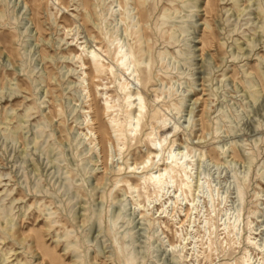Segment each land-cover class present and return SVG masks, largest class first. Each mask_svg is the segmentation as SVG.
Returning a JSON list of instances; mask_svg holds the SVG:
<instances>
[{
  "label": "rangeland",
  "instance_id": "rangeland-1",
  "mask_svg": "<svg viewBox=\"0 0 264 264\" xmlns=\"http://www.w3.org/2000/svg\"><path fill=\"white\" fill-rule=\"evenodd\" d=\"M77 43L103 55L100 72ZM122 45L138 70L129 89L147 103L133 133ZM174 139L193 184L206 182L189 219L191 196L175 203L173 187L157 200L145 170L128 169L149 152L161 165ZM238 214L232 242L225 224ZM245 254L264 264V0H0V264H241Z\"/></svg>",
  "mask_w": 264,
  "mask_h": 264
},
{
  "label": "bare ground",
  "instance_id": "bare-ground-1",
  "mask_svg": "<svg viewBox=\"0 0 264 264\" xmlns=\"http://www.w3.org/2000/svg\"><path fill=\"white\" fill-rule=\"evenodd\" d=\"M78 46L77 50L86 52V59L90 64H93L95 66V69L100 72L101 67V59L102 54H100L97 49L94 50H86L83 43H77ZM118 55L117 60V66L124 72V76L126 77V82L124 86L121 88L122 92L124 93V105L126 108L127 113V121L129 130L131 133L135 132L137 130V127L140 124L141 114L143 110V105L146 107V100L141 94L140 91L133 92L129 89V85L131 84V77L133 79H136L137 77V66L135 65V62L131 59V51L128 49H125V46L122 45L120 47V51H116ZM83 67V73L85 74V77H89V73L87 71V62L86 60L83 61L82 64ZM127 72L129 73V76L127 77ZM89 93L91 95V91L89 90ZM181 104V103H180ZM91 108H93L91 106ZM113 108L112 105L109 104V102H106L105 111L109 112L112 111ZM177 114L181 111V105H178L177 108ZM114 121V120H113ZM97 124V118L94 116H91V119L89 121V128L91 129V132L93 133L92 141L96 143V145H101L102 140L101 136L96 128ZM113 133L115 134L116 140L119 141V138L121 135H123L120 127L117 125L111 126ZM109 134V131L105 132V135L107 136ZM119 143V142H118ZM121 143L118 145L120 146ZM125 145V144H124ZM160 153L165 151V148L163 146V143L160 141ZM177 146V140L174 139L171 141L169 147H168V155L163 158L162 164H156L157 157H151V152L148 153L147 157L140 163H134L129 166V170L138 173L141 172V168L144 171V178L149 179L150 181H153L157 187V194L156 199L159 200L160 196L165 197L167 193L171 190V188L175 187L174 189V196H170V199H173L175 203L179 202L180 194L184 196V199H189V196L192 197V199H189L190 204H187V209L185 210V216L187 219L190 218L191 211H193L196 208V198L201 193V190L205 188L204 186L206 182H203L201 178L195 182H193L192 178V172H193V164L189 160L190 152L185 153L183 150L178 151L175 147ZM154 151L157 153V149H154ZM152 161V162H151ZM161 161V160H160ZM151 162V163H150ZM170 163V165H167ZM157 165L156 170L153 167L154 165ZM123 169V168H122ZM126 170V169H125ZM180 177V180L178 179ZM144 179V180H145ZM129 188L131 190L135 189L136 186L133 183L129 182ZM134 193V191H132ZM210 197L214 200V195L211 193ZM224 199V198H223ZM148 200L151 202L150 197H148ZM152 203V202H151ZM227 215V214H225ZM224 217V216H223ZM225 223V222H224ZM226 228L228 230V237L230 238V241L234 242L235 239L240 234V214L235 215L233 217H230L229 222H226ZM251 236V235H250ZM188 238L186 236L183 237V242L185 243ZM249 240V239H248ZM255 239L250 237L249 241H246V245L248 248L257 249V243L254 241ZM182 243V242H181ZM177 245H172V250H175V247ZM130 260V259H129ZM251 257L245 254L241 259V264H251L250 263ZM131 263V261H129ZM197 261H194L193 264H196ZM128 263V262H127ZM128 263V264H130ZM237 264V263H236Z\"/></svg>",
  "mask_w": 264,
  "mask_h": 264
}]
</instances>
